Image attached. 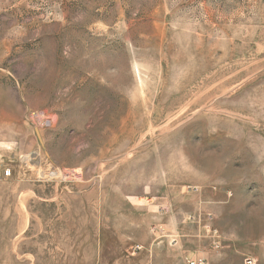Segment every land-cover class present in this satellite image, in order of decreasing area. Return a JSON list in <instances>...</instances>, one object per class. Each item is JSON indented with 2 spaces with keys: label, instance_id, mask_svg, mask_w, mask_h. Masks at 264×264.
<instances>
[{
  "label": "rangeland",
  "instance_id": "374dc122",
  "mask_svg": "<svg viewBox=\"0 0 264 264\" xmlns=\"http://www.w3.org/2000/svg\"><path fill=\"white\" fill-rule=\"evenodd\" d=\"M149 240L264 264V0H0V264Z\"/></svg>",
  "mask_w": 264,
  "mask_h": 264
},
{
  "label": "crops",
  "instance_id": "0c3cea01",
  "mask_svg": "<svg viewBox=\"0 0 264 264\" xmlns=\"http://www.w3.org/2000/svg\"><path fill=\"white\" fill-rule=\"evenodd\" d=\"M133 253L131 259L128 258L129 264H187L189 260L186 255L188 250L182 249L180 242L176 245H170L166 241L156 242L155 240L138 243L132 247ZM197 261H205L204 253L196 252ZM207 264V262L205 261Z\"/></svg>",
  "mask_w": 264,
  "mask_h": 264
},
{
  "label": "built area",
  "instance_id": "2783aa9c",
  "mask_svg": "<svg viewBox=\"0 0 264 264\" xmlns=\"http://www.w3.org/2000/svg\"><path fill=\"white\" fill-rule=\"evenodd\" d=\"M187 264H206L205 261L188 260ZM246 264H251V261H246Z\"/></svg>",
  "mask_w": 264,
  "mask_h": 264
}]
</instances>
